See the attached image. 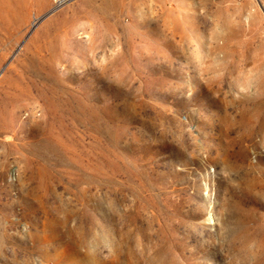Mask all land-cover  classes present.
Listing matches in <instances>:
<instances>
[{
  "label": "rangeland",
  "instance_id": "374dc122",
  "mask_svg": "<svg viewBox=\"0 0 264 264\" xmlns=\"http://www.w3.org/2000/svg\"><path fill=\"white\" fill-rule=\"evenodd\" d=\"M9 2L0 264H264V0Z\"/></svg>",
  "mask_w": 264,
  "mask_h": 264
},
{
  "label": "bare ground",
  "instance_id": "6f19581e",
  "mask_svg": "<svg viewBox=\"0 0 264 264\" xmlns=\"http://www.w3.org/2000/svg\"><path fill=\"white\" fill-rule=\"evenodd\" d=\"M11 3L9 2V0H0V8H6V7H9V10H11L13 8H11ZM11 8V9H10ZM8 9V8H7ZM1 13H4L5 16L7 13H5L4 11H1Z\"/></svg>",
  "mask_w": 264,
  "mask_h": 264
},
{
  "label": "built area",
  "instance_id": "2783aa9c",
  "mask_svg": "<svg viewBox=\"0 0 264 264\" xmlns=\"http://www.w3.org/2000/svg\"><path fill=\"white\" fill-rule=\"evenodd\" d=\"M58 2H62L63 0H57Z\"/></svg>",
  "mask_w": 264,
  "mask_h": 264
}]
</instances>
